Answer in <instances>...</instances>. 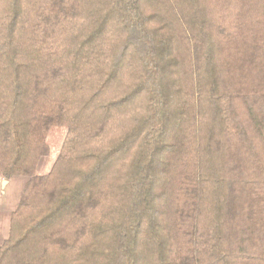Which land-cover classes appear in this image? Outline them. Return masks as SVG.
Masks as SVG:
<instances>
[{
	"label": "trees",
	"instance_id": "trees-1",
	"mask_svg": "<svg viewBox=\"0 0 264 264\" xmlns=\"http://www.w3.org/2000/svg\"><path fill=\"white\" fill-rule=\"evenodd\" d=\"M16 175L0 264H264V0H0Z\"/></svg>",
	"mask_w": 264,
	"mask_h": 264
},
{
	"label": "crops",
	"instance_id": "crops-1",
	"mask_svg": "<svg viewBox=\"0 0 264 264\" xmlns=\"http://www.w3.org/2000/svg\"><path fill=\"white\" fill-rule=\"evenodd\" d=\"M44 158L39 165L40 172L41 167L44 165ZM52 164L53 163H50L49 166L44 165V167L51 168ZM28 179L29 178L26 176L16 175L7 180L5 191L0 198V206H2L3 210H0V242L8 236L11 213L18 203L21 191ZM2 180L4 179L0 178V182H2Z\"/></svg>",
	"mask_w": 264,
	"mask_h": 264
},
{
	"label": "rangeland",
	"instance_id": "rangeland-1",
	"mask_svg": "<svg viewBox=\"0 0 264 264\" xmlns=\"http://www.w3.org/2000/svg\"><path fill=\"white\" fill-rule=\"evenodd\" d=\"M65 132H66V128L61 126L53 127L50 130L48 140L51 144V153L50 155L44 158V162H43L44 165L49 166L50 163H53L56 155L60 150L61 144L65 136ZM44 165L41 167L42 173L47 172L50 168V167L45 168ZM5 188H6V184H4V180H2V182H0V198L2 196V193L5 191ZM0 210L3 211L2 206H0Z\"/></svg>",
	"mask_w": 264,
	"mask_h": 264
},
{
	"label": "water",
	"instance_id": "water-1",
	"mask_svg": "<svg viewBox=\"0 0 264 264\" xmlns=\"http://www.w3.org/2000/svg\"><path fill=\"white\" fill-rule=\"evenodd\" d=\"M7 183V179H4V184H6Z\"/></svg>",
	"mask_w": 264,
	"mask_h": 264
}]
</instances>
